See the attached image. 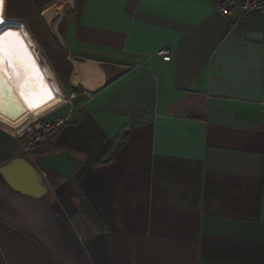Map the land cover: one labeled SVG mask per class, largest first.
Returning <instances> with one entry per match:
<instances>
[{
  "label": "crops",
  "instance_id": "obj_1",
  "mask_svg": "<svg viewBox=\"0 0 264 264\" xmlns=\"http://www.w3.org/2000/svg\"><path fill=\"white\" fill-rule=\"evenodd\" d=\"M3 14L38 29L62 97H92L45 117L71 110L51 139V153L77 159L70 176L50 172L34 199L0 175V264H264L263 13L221 16L211 0H4ZM1 121L0 166L25 157Z\"/></svg>",
  "mask_w": 264,
  "mask_h": 264
},
{
  "label": "bare ground",
  "instance_id": "obj_2",
  "mask_svg": "<svg viewBox=\"0 0 264 264\" xmlns=\"http://www.w3.org/2000/svg\"><path fill=\"white\" fill-rule=\"evenodd\" d=\"M0 5V120L17 127L61 101V92L24 25L7 20Z\"/></svg>",
  "mask_w": 264,
  "mask_h": 264
},
{
  "label": "built area",
  "instance_id": "obj_3",
  "mask_svg": "<svg viewBox=\"0 0 264 264\" xmlns=\"http://www.w3.org/2000/svg\"><path fill=\"white\" fill-rule=\"evenodd\" d=\"M215 11L221 16H227L234 9H239L241 16H246L252 11H259L264 14V0H211ZM157 54L164 60H169L171 55L168 48H162L157 51ZM79 95L85 96V101L91 99L92 93L86 90L75 89L68 96L62 97L52 108L37 114L29 115L17 127L9 124H2L7 127L10 134L20 140V147L27 159L36 168L37 176L40 180L46 181L49 172L42 169L38 165V156L44 153H51V139L54 134L69 120L71 110L57 117L46 120L45 117L50 113L60 108L66 103H71ZM84 104V103H82Z\"/></svg>",
  "mask_w": 264,
  "mask_h": 264
},
{
  "label": "water",
  "instance_id": "obj_4",
  "mask_svg": "<svg viewBox=\"0 0 264 264\" xmlns=\"http://www.w3.org/2000/svg\"><path fill=\"white\" fill-rule=\"evenodd\" d=\"M38 165L49 173L66 178L76 170L77 159L69 157L67 150H61L40 154ZM0 175L12 191L21 195L39 199L47 191L45 182L39 179L36 168L26 157H14L1 165Z\"/></svg>",
  "mask_w": 264,
  "mask_h": 264
},
{
  "label": "trees",
  "instance_id": "obj_5",
  "mask_svg": "<svg viewBox=\"0 0 264 264\" xmlns=\"http://www.w3.org/2000/svg\"><path fill=\"white\" fill-rule=\"evenodd\" d=\"M75 205L77 206L79 212L85 217V219L90 223V225L96 230L103 229V224L97 215L95 209L93 208L91 202L82 192H77L72 197Z\"/></svg>",
  "mask_w": 264,
  "mask_h": 264
},
{
  "label": "rangeland",
  "instance_id": "obj_6",
  "mask_svg": "<svg viewBox=\"0 0 264 264\" xmlns=\"http://www.w3.org/2000/svg\"><path fill=\"white\" fill-rule=\"evenodd\" d=\"M26 29L28 30V32L30 33L33 41L36 44V50H37V52H38V54L40 56L41 61L44 62V63H46L45 62L46 61L45 54H44V52L41 49V43H42V40H41L42 38L41 37L42 36L40 34L36 33L38 31V29H35V27H32V28L31 27H26ZM20 154H22L25 157H27V154H25L23 151L20 152Z\"/></svg>",
  "mask_w": 264,
  "mask_h": 264
},
{
  "label": "snow or ice",
  "instance_id": "obj_7",
  "mask_svg": "<svg viewBox=\"0 0 264 264\" xmlns=\"http://www.w3.org/2000/svg\"><path fill=\"white\" fill-rule=\"evenodd\" d=\"M2 3H3V0H0V5H2ZM0 39H2V37H0Z\"/></svg>",
  "mask_w": 264,
  "mask_h": 264
}]
</instances>
